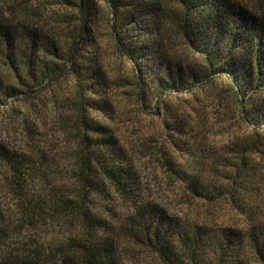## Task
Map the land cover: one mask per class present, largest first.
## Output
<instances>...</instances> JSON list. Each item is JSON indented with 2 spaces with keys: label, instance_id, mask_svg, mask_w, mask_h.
<instances>
[{
  "label": "trees",
  "instance_id": "obj_1",
  "mask_svg": "<svg viewBox=\"0 0 264 264\" xmlns=\"http://www.w3.org/2000/svg\"><path fill=\"white\" fill-rule=\"evenodd\" d=\"M23 1L15 21L0 6V117L26 133L0 141V264H264V221L240 194L264 166V0H62L73 13L54 23ZM102 25L137 109L160 116L135 142L116 124ZM214 106L245 133L215 144ZM141 164L180 214L149 196ZM225 202L243 222L216 215Z\"/></svg>",
  "mask_w": 264,
  "mask_h": 264
},
{
  "label": "rangeland",
  "instance_id": "obj_2",
  "mask_svg": "<svg viewBox=\"0 0 264 264\" xmlns=\"http://www.w3.org/2000/svg\"><path fill=\"white\" fill-rule=\"evenodd\" d=\"M72 2V0H68ZM25 2L23 0H0V6L3 8L2 11L6 13V16L9 20L15 21L18 15L24 14L23 10L25 8ZM42 10L40 17L33 19L39 22H57L58 18L63 17L61 13L72 14L69 6L63 5L62 0H43ZM34 9L31 11H27L34 13L36 15V0L33 3ZM29 6V4H26ZM68 11V12H67ZM26 13V12H25ZM68 15V17H69ZM70 18H73L70 16ZM102 25V28H98L95 32V36L102 40V45L104 46V50L106 52L112 53L109 56V70L112 76L118 79V83L120 85L119 88H115L114 92L118 96L119 107L121 109V114L119 116V111L115 117L117 127L120 130V134L129 138V140L134 141L139 136L149 134L155 131V126L158 123V119L160 116L148 115V117L144 116L137 109V100L134 89L130 86L131 83V68L129 65L113 54V44L107 33H105V26ZM188 100V97H185ZM185 99H181L180 103L185 101ZM56 104H62V101L65 98L59 96L55 99ZM189 102V101H188ZM188 102H184V109L188 106ZM203 105L202 107H205ZM201 109L200 105L197 106ZM204 109V108H203ZM233 109L237 111V108L233 105ZM148 112V110H147ZM209 115L214 117L210 125L213 126L212 130V140L215 144L222 145L229 141L230 137L240 134L242 135L244 132L243 128L240 125L238 120V116L234 115L233 117L228 116L223 122L218 115L221 114L222 110L215 109L214 107H210ZM16 115L13 113H7L6 115H2L0 117V141L7 143L13 148H22L24 147V140L26 133L22 127H20L15 121ZM216 124H219L220 127L217 128ZM245 133V132H244ZM135 142V141H134ZM257 159L258 157H253ZM257 176L259 177V181H257L253 185H248L247 188L241 190V196L246 198L245 191L250 190L252 194L248 197V202L251 204L252 209L257 213L256 216H259V220L264 221V166L256 167ZM139 172L142 177L147 181L150 197L153 198L157 202L164 206L170 213L180 214V209L176 206V197L174 192L167 186L161 176V174L157 171H153L150 165H140ZM239 198H241L238 195ZM216 215L223 218L230 223H239L243 222L245 215L242 214L235 207L230 206L226 202L218 205Z\"/></svg>",
  "mask_w": 264,
  "mask_h": 264
}]
</instances>
